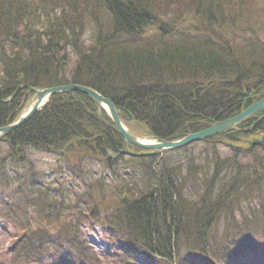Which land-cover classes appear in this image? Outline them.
Wrapping results in <instances>:
<instances>
[{
	"label": "trees",
	"instance_id": "obj_1",
	"mask_svg": "<svg viewBox=\"0 0 264 264\" xmlns=\"http://www.w3.org/2000/svg\"><path fill=\"white\" fill-rule=\"evenodd\" d=\"M259 1L263 10L264 0H158L159 10H167L171 20L197 19V32L173 30L172 39L184 36L173 42L143 38L156 17L149 0H0V100L9 99L19 84L79 83L110 97L165 138L188 132L198 121L232 116L238 110L231 109L241 102L231 96L250 87L252 80L264 81V46L253 40L256 24L244 11L248 3ZM98 18L113 31L100 33L99 27L86 46L87 24ZM167 27L161 25L165 32ZM246 31L255 33L246 39ZM220 78L232 81L213 82ZM218 85L226 89L220 91ZM22 93L0 102V124L17 114ZM60 98L20 128L15 139L25 143L69 137L75 135L76 121L89 122L87 110L93 109L86 95L76 92ZM101 118L103 124L95 126L109 145L119 146L121 136L105 115ZM166 194L140 192L143 199L133 202L132 211H120V217L148 239L157 235L172 242L184 234L183 226H193L204 213L190 205L187 223H179L175 236L171 218L178 208L172 207L171 192Z\"/></svg>",
	"mask_w": 264,
	"mask_h": 264
},
{
	"label": "rangeland",
	"instance_id": "obj_2",
	"mask_svg": "<svg viewBox=\"0 0 264 264\" xmlns=\"http://www.w3.org/2000/svg\"><path fill=\"white\" fill-rule=\"evenodd\" d=\"M157 1L158 0H149V3L151 8L153 9V12H154V15L156 17H154V23L152 26L149 27V31L145 34V37L147 39H153V38H158L160 37L161 35H163L164 31L160 30L161 29V25H169L170 22H172V24H175V23H178L181 27V25H184V24H191V26L194 24V25H197V19L195 17H184L185 19L183 20V18H179L181 19V21H174V20H171L173 17H167L170 13L167 12V10L165 11H161L159 10L158 8V4H157ZM263 2V0H262ZM242 4V3H241ZM224 7H228V5H222ZM260 6H261V2H252V3H248L244 9L245 12V15L250 18L251 21H253L255 24H256V27H257V31H258V35L256 33V35L253 36V40L257 41L259 39V41L263 42L264 43V9L261 10L260 9ZM264 7V6H263ZM248 8V10H247ZM259 10H261V12H259ZM167 13V14H166ZM165 21V22H164ZM105 23L103 22L102 18H98L97 19V22H92V25H89V28L93 29L94 31L95 30H98L99 27V31L100 33L104 32V31H113V30H110L108 29L107 27H103ZM152 28V29H151ZM194 29V26H192V30ZM250 35H252L251 33L249 34H246L245 37L246 39H249L250 38ZM50 36V35H49ZM46 37L45 39L47 38H50V37ZM98 38V37H96ZM44 38L42 39V41L45 40ZM89 39V38H88ZM95 40V39H94ZM101 40V39H100ZM87 46V45H86ZM264 46V44H263ZM8 53L10 54L11 53V49L8 50ZM4 71V70H3ZM2 72V71H0ZM2 73H0L1 75ZM22 96H24V94H21ZM141 130V129H140ZM138 134L142 135L143 132H140V131H136ZM207 144V145H206ZM194 143V144H190L189 146H187L186 148H184V150H181V151H178V152H170L164 159L168 162H172L174 163L175 165H180L182 167H184V170L187 169V166H189L187 164L188 160L190 159V157H200L201 155L203 156H207L208 158H210V168L212 169V171L215 169V165L213 163V155H214V151L212 150L211 147H213L214 145H210V143ZM217 148L219 149V151L221 152V154L223 156L225 155H231L232 152L229 148L226 147V145L224 144H220V145H217ZM8 150V146L3 144L0 146V154L1 155H4ZM38 150H31V149H28L27 150V157L30 159V161H34V164L33 166L34 167H40V168H43V169H46V166H47V162L50 164V165H55L57 163H59V155L58 154H53V153H47V152H37ZM181 152H184L182 154H179ZM258 153V152H257ZM95 170H92V176H91V179H89L88 181H94L96 176H99V174L97 173V169H101L102 170V167L100 164H94V167H93ZM125 168V167H124ZM119 169L121 171L122 174H124L123 172V167H121V165L119 166ZM210 173V172H209ZM188 174V173H186ZM128 177L129 176H132V175H127ZM122 179V176H119L118 179ZM219 178V177H218ZM68 184L71 183V180L68 179ZM121 181V180H119ZM78 183V181H77ZM221 183V181H219V184ZM75 187H79V184H76ZM112 186H107V190L104 191L105 194H107V197L105 200H103V202L105 203H108V205H111L112 204V196L114 193H111L109 192L110 189H111ZM263 188H264V184H263ZM68 201H70L68 199ZM253 201H254V204H256L257 206H262V198L259 199L258 197H254L253 198ZM72 203V209L74 210V212H78L79 209L77 206V203H74L72 201L70 202H66V204H70ZM111 207V206H110ZM82 208V206L80 207ZM85 207H83L82 209H84ZM256 209V208H255ZM72 215V216H71ZM74 214H66L64 212L61 213V216L60 218H62L61 220L64 221L65 223H69V222H72L73 221V224L76 225L77 224V219L73 216ZM86 222V221H85ZM88 224H85V230L87 231L88 233V236L90 239H92V241L99 247V248H104L106 246V243H107V240H106V236L104 234V231L107 233V234H112V232H110L109 229H103L102 226L100 225H96V223L93 221V220H89L87 221ZM90 224H92V226H90ZM12 230L11 228H8V231ZM13 233L16 232V230H12ZM10 236L9 234L7 233H1L0 235V249H5L9 243H10Z\"/></svg>",
	"mask_w": 264,
	"mask_h": 264
},
{
	"label": "water",
	"instance_id": "obj_3",
	"mask_svg": "<svg viewBox=\"0 0 264 264\" xmlns=\"http://www.w3.org/2000/svg\"><path fill=\"white\" fill-rule=\"evenodd\" d=\"M68 90H77V91L83 92V93L91 96L92 98H94L98 102H100L105 107H107L109 112H110V114L112 115V118H113L115 124L118 126V128L120 129V131L123 134V136L126 139H129V140H131V141H133L135 143H138L139 145H141L143 147H147V148H158V147L172 148V147H176V146L185 145V144H187V143H189V142H191L193 140H196V139H202V138H206V137L212 136V135H214L216 133H219V132H222V131H225V130L229 129L231 126H233L234 124H236L237 122H239L243 118L249 116L250 114L255 112L257 109L264 108V100H263V101H261V102H259L257 104H254V105L248 107L247 109H245L244 111H242L238 115H236V116H234V117H232V118H230L228 120L216 123L215 125L207 128V129H205L203 131L190 134V135L184 137L183 139H181L179 141L168 142V141L160 140V142L157 143V144H154V143H146V144H144L142 142V140L133 137L122 126L121 121H120V119H119V117L117 115V112L115 110V107H114L113 103L109 99L101 96L98 92H96L95 90H93V89H91L89 87L79 86V85H67V86H59V87H53V88H47V89L38 90L37 93H38L39 99H38L37 102L40 103L46 96H50L51 94H53V93H55L57 91H68ZM38 103L35 105V107L25 117H23L21 119V121L19 123L15 124L13 126H10V127H6V128H3V129H0V130L2 132H7L10 129H12V128L24 123L35 112V110H36V108L38 106Z\"/></svg>",
	"mask_w": 264,
	"mask_h": 264
},
{
	"label": "bare ground",
	"instance_id": "obj_4",
	"mask_svg": "<svg viewBox=\"0 0 264 264\" xmlns=\"http://www.w3.org/2000/svg\"><path fill=\"white\" fill-rule=\"evenodd\" d=\"M22 108H23V105L20 104V105H19V110H21ZM225 115L228 116L229 114H228V113H225ZM23 126H24V125H23ZM23 126H22V127H23Z\"/></svg>",
	"mask_w": 264,
	"mask_h": 264
}]
</instances>
